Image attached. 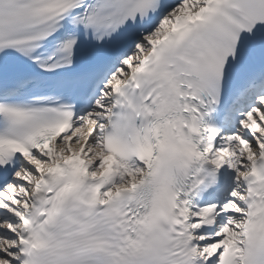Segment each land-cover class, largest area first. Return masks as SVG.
Masks as SVG:
<instances>
[{"label": "snow or ice", "instance_id": "6c2138e0", "mask_svg": "<svg viewBox=\"0 0 264 264\" xmlns=\"http://www.w3.org/2000/svg\"><path fill=\"white\" fill-rule=\"evenodd\" d=\"M0 264H264V0H0Z\"/></svg>", "mask_w": 264, "mask_h": 264}]
</instances>
